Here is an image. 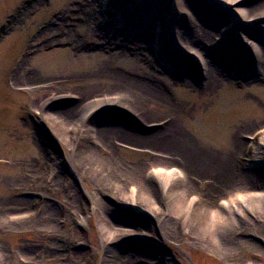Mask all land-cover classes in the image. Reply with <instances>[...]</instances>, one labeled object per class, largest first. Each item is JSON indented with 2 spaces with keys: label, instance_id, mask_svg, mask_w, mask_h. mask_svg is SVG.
<instances>
[{
  "label": "rangeland",
  "instance_id": "374dc122",
  "mask_svg": "<svg viewBox=\"0 0 264 264\" xmlns=\"http://www.w3.org/2000/svg\"><path fill=\"white\" fill-rule=\"evenodd\" d=\"M133 1L0 0V264H105L108 257L113 264H124L123 256L129 255L137 264H264V142L251 145L256 134L264 133V80L244 81L236 67L227 72L229 81L218 97L203 95L204 77L192 56L163 39L159 52L153 38L148 49L138 46L132 20L122 18ZM143 4L133 12L137 17L143 15ZM161 9L170 15L168 3ZM214 12L220 18L216 27L234 28L233 13L221 8ZM123 76L147 78L164 93L141 96L143 102L134 105L121 83ZM225 93L239 109L217 112ZM98 100H104V107H95ZM86 115L95 117L96 128L128 126L143 135L173 120L196 149L218 158L235 151L241 177L230 179L221 199L215 188L209 189L211 180H197L188 192L208 195L217 213L210 216L207 229L193 230L189 219H177L174 237H164L157 220L139 208L110 202L111 220L141 233L111 241L95 213L74 217L68 205L77 186L92 204L89 185L72 164L86 149L74 142L72 129ZM57 127L65 131L62 136ZM136 134H94L88 152L128 165L149 158H184L180 151L144 142ZM236 135L238 150L232 143ZM146 167H141L144 180L156 181L154 174L144 172ZM245 172L252 175L245 178ZM47 203L54 206L50 215L44 214ZM218 212L228 231L225 247L216 241ZM144 233L152 242L142 240Z\"/></svg>",
  "mask_w": 264,
  "mask_h": 264
},
{
  "label": "bare ground",
  "instance_id": "6f19581e",
  "mask_svg": "<svg viewBox=\"0 0 264 264\" xmlns=\"http://www.w3.org/2000/svg\"><path fill=\"white\" fill-rule=\"evenodd\" d=\"M140 3H144L141 7L139 5L143 15L137 17L133 12ZM167 3L171 12L168 16L161 9V6ZM220 8L233 13L234 28H225L223 25L216 27L220 18L216 17L218 12L214 11ZM122 18L124 22L132 20L130 27L139 35L140 48L148 49V39L153 38L157 41L155 50L159 52L160 40L163 39L175 50L192 56L204 77L200 85L203 95L218 97L217 91L229 81L227 72L235 70L236 67L243 75L241 78L244 81L264 80V32L254 29L257 26L264 31V0H134L127 9H123ZM115 55L119 56L116 52ZM147 58L157 67L155 59L149 55ZM123 77L118 78H123L121 83L127 86L129 90L127 95L134 105L143 102L141 96L164 93L163 89H159L154 83L148 84L147 78ZM182 79L179 82L185 81ZM220 100L217 112L219 109L226 111L240 108L231 94L225 93ZM102 101L104 100H98L95 107H104ZM101 114L97 113L95 117ZM89 117L90 115H86L85 119L72 129L74 142L79 141L78 143H82L86 148L85 152L79 155L80 158H72V164L77 168L76 173L81 181L89 185L92 204L84 199L83 191L77 186L71 190L73 195L68 205L73 209L71 213L74 217L95 213L103 233L111 241L119 242L135 234L111 220L114 213L110 202L130 204V207L139 208L147 217L157 220L159 232L164 237H174L177 219L179 221L189 219L193 230L196 226L207 229L210 216L217 213V210L212 209V201L208 195L197 197L188 192L194 188L197 180H211L208 183L209 189L215 188L220 195L218 199H221V195H225L226 192L224 186L230 179L241 177L237 172L238 160L235 151L230 153L229 158H218L210 151L198 150L194 147V140L173 120L166 123L165 127L155 129L154 133L143 135L136 134L137 131L128 126L116 129L96 128L93 124L95 117ZM52 120L56 122L54 118ZM55 129L60 136L65 133L63 128ZM115 133L129 137L136 134L139 136L138 139L144 142L176 149L184 158H149L148 161H137L134 165H128L118 158H98L94 152L89 153L92 135L109 138ZM255 138L260 142L257 139L258 141L254 143ZM255 138L253 137L251 145L256 144L257 147V144L264 142V133H259ZM232 143L238 150L240 142L237 135L233 137ZM144 164H147L144 172L154 174L157 182L144 180V174H141V167ZM250 175L252 172L243 174L245 178H249ZM37 185L41 186L40 180L37 181ZM51 204H46L44 214L50 215L53 212L54 206ZM225 204L224 200L220 201V205ZM186 206L189 207L185 211ZM261 209L263 210V207ZM218 214L219 218L216 219L218 223H215L214 227L218 234L216 241L225 247L228 231L224 222L225 217L222 213ZM139 234L135 236H141V233ZM142 236H144L142 240L147 243L153 240L148 233ZM123 259L124 264H137L135 262L139 261L133 255L127 256L126 259L123 256ZM113 263L111 257L105 260V264Z\"/></svg>",
  "mask_w": 264,
  "mask_h": 264
}]
</instances>
